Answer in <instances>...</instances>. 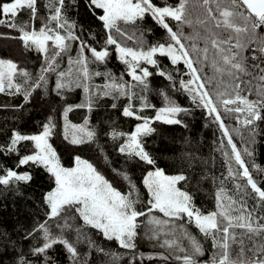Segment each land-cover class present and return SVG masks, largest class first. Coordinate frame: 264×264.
<instances>
[{"label": "trees", "instance_id": "1", "mask_svg": "<svg viewBox=\"0 0 264 264\" xmlns=\"http://www.w3.org/2000/svg\"><path fill=\"white\" fill-rule=\"evenodd\" d=\"M13 1L0 0V58L16 64L0 91V264H264V20L241 0H185L177 19L162 11L181 0H149L165 24L149 13L107 22L94 0H26L6 15ZM161 45L182 58L154 53ZM143 123L147 160L125 150ZM15 133L47 135L65 167L90 161L139 220L166 218L147 175H180L192 212L215 224L182 212L175 229L135 225L126 247L77 204L53 212L57 178L23 163L37 144Z\"/></svg>", "mask_w": 264, "mask_h": 264}, {"label": "rangeland", "instance_id": "2", "mask_svg": "<svg viewBox=\"0 0 264 264\" xmlns=\"http://www.w3.org/2000/svg\"><path fill=\"white\" fill-rule=\"evenodd\" d=\"M241 1L258 20H264V0ZM94 2L105 9L107 22L119 17L136 19L149 13L159 22L165 24L163 14L159 9L153 7L149 0H138L136 3L131 2V0H94ZM25 3H27L26 0H14L3 7L4 13L14 15L17 7ZM171 11H174V9H171ZM168 52L174 58H182V53L177 48L171 49L161 45L154 49V53ZM120 54L122 56L128 55L133 60L139 58L124 50ZM15 72V62L0 58V91L6 87L4 79H11ZM226 105V107L222 106L225 110H233L229 102L226 101ZM160 117L166 121L171 120V118L164 115ZM158 118L159 115L150 119V121ZM146 128V123L137 127L135 134L126 144L125 150L147 160L146 154L137 144L138 134ZM27 138L35 140L38 151L36 154L24 159L23 163L29 161V159L42 161L48 165L57 178L55 188L47 195V202L53 212L65 202L77 204L85 221L100 229L107 237L117 238L126 247H131L130 238L137 233L135 225L143 223L150 227L153 225V229L157 233L175 229L176 224L171 219L178 218V214L182 212L192 216L194 221L200 225L214 226L215 224L212 217L201 216L192 212L189 206L188 194L177 187L178 181L182 179L180 175H167L160 169L147 175L145 185L152 200V209L160 211L166 218L152 215L139 220L142 214L134 209V206L127 200L125 195L107 181L90 161L77 156L73 166H63L58 160L48 136L45 134L35 137L15 133L13 141L16 143ZM9 176L29 179V175L26 173H10ZM4 180H8V176Z\"/></svg>", "mask_w": 264, "mask_h": 264}, {"label": "water", "instance_id": "3", "mask_svg": "<svg viewBox=\"0 0 264 264\" xmlns=\"http://www.w3.org/2000/svg\"><path fill=\"white\" fill-rule=\"evenodd\" d=\"M185 0H181V2L179 4H177V6L174 8V11H171V10H163L162 12L172 18H179L180 17V14H181V10L183 8V2Z\"/></svg>", "mask_w": 264, "mask_h": 264}]
</instances>
